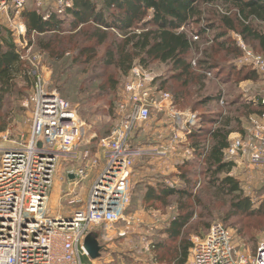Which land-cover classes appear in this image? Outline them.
<instances>
[{"label": "built area", "instance_id": "2783aa9c", "mask_svg": "<svg viewBox=\"0 0 264 264\" xmlns=\"http://www.w3.org/2000/svg\"><path fill=\"white\" fill-rule=\"evenodd\" d=\"M44 1L0 0V36L4 25L10 24L18 30L22 60L30 55L31 49L26 26L16 19L29 2L42 7L50 0L45 4ZM59 4L71 5L66 0H60ZM248 55L252 60L247 61L264 68L260 59ZM34 75V92L25 102L26 107L33 108L30 133L14 141L8 134L4 135L3 141L9 144L0 147V264H93L84 248L85 240L96 227L107 232L126 221L136 162L166 156L158 148L133 146L136 129L146 127L153 112L169 118L166 121L175 132L170 139L173 152L182 148L189 159L193 151L185 146L180 148L177 143L189 140L198 117L193 112L176 110L172 95L159 88L156 77L135 65L117 106L120 122L110 135L99 140L105 163L86 203L83 204L74 187L70 188L65 198L70 206H79L69 213L54 214L50 201L62 160L77 161L83 157L86 161L90 157L88 150L81 153L86 124L69 101L47 89L41 70L37 68ZM261 102L264 104V99ZM249 122L246 133L231 142L227 156L235 166L246 161L264 169V116L251 117ZM99 166L98 160L86 161L83 168L68 173H76L83 182L88 178V169ZM189 261L190 264H264V237L256 254L250 257L238 249L229 228L214 223L204 237L194 240Z\"/></svg>", "mask_w": 264, "mask_h": 264}, {"label": "trees", "instance_id": "16d2710c", "mask_svg": "<svg viewBox=\"0 0 264 264\" xmlns=\"http://www.w3.org/2000/svg\"><path fill=\"white\" fill-rule=\"evenodd\" d=\"M69 1L72 4L68 7L49 6L50 8L46 9L38 8L36 3L29 2L20 14L29 36L52 35L46 42H41V47L54 61H62L69 51L76 53L72 59H66L64 65H61L66 64V69L59 68L60 78L64 73L71 72L74 67L97 65L98 47L107 43L112 31H117L121 36L119 40H113L111 45L107 44L104 64L112 67L120 77L129 76L135 65L144 69H150L154 64L169 67L170 74L157 77V85L172 95L176 107L198 112L200 125L190 137L196 150L195 154L204 158L200 166L208 177V186L214 188L216 195L231 198V215L252 212L250 198L242 197L239 180L229 175L232 161L227 158V151L230 147V135L236 131L232 124H240V115L246 118L252 115L264 116V104L261 100L245 102L242 108L237 110L240 115L232 112L223 115L222 112L214 113L210 107L213 103H219L223 97L220 86L213 94L198 97L205 94L206 80L210 73L215 77L223 73L222 80L230 81L235 76L234 68H226L230 71L226 72L221 66V61L216 58L219 52H225L223 57L226 58L241 56L242 51L233 40L232 33L241 36L247 43H254L257 50L264 55V0ZM202 5H212L217 10L205 18ZM221 7L226 11L224 14L220 10ZM115 11L117 14H114ZM228 12L232 13L228 15ZM67 23L70 24V31L65 27ZM191 25H195V28L190 29ZM201 38L212 42L214 50L211 48L212 51H203L204 58L199 60L196 66L194 60L189 57L193 51L200 49L196 41ZM84 58L86 59L83 60ZM198 71H201V74H198ZM115 74L108 76L107 81L101 82L93 89L87 90L86 86L82 85L80 92L87 90L88 99L107 97L118 92L120 79ZM244 77L246 80L258 79L254 70ZM18 79H24L32 87L35 75L32 67L21 59L12 33L3 29L0 36V111H3L5 98L12 93ZM238 103L242 102L238 99L230 103L225 102V107L233 108ZM200 108L203 109L200 111ZM217 122L220 123L218 127L208 128ZM3 130L5 128L0 129ZM203 137H206V140ZM190 165L192 164L187 163L186 169H189ZM186 171L181 175L183 184L180 187L160 183L155 187H146L143 194L144 202L158 201L165 205L169 204L172 197H176L178 209L184 212L179 213L161 230L160 233L166 235V239L157 241L153 246L156 250L171 251L169 260L162 257L159 260L164 264H188L192 248L191 241L184 237L186 227L195 216L192 206L188 208L186 205V201L192 197L190 175L188 170ZM230 216L226 220L230 219ZM204 227L208 233V224ZM249 241L254 243L255 240ZM170 242L174 244L172 247L168 246Z\"/></svg>", "mask_w": 264, "mask_h": 264}, {"label": "rangeland", "instance_id": "374dc122", "mask_svg": "<svg viewBox=\"0 0 264 264\" xmlns=\"http://www.w3.org/2000/svg\"><path fill=\"white\" fill-rule=\"evenodd\" d=\"M66 1L72 4L71 1ZM93 1L97 2L99 0ZM59 3L60 0H50L42 7H36L46 9L50 8L49 6H54L60 8L61 6ZM201 7L202 10H204L205 18L208 17V15H212V13L217 10L212 5H202ZM220 10L223 14L226 12L223 7H221ZM230 13L232 12H228V15ZM114 14H117V12L115 11ZM11 17L14 18L15 15L12 14ZM16 21L17 23H23L26 26L25 21L21 16H19ZM65 27H67V30L70 31L71 27L69 23H67ZM193 28H195V25L190 26V29ZM3 29L12 33L13 38L16 40L18 51L23 49V47L19 44L18 30L12 29L10 24L4 25ZM26 30L28 37L27 40L31 50L30 55L23 61L27 62L32 67L33 73H35L37 68L41 70L45 78L47 89L58 92L77 109L79 117L86 124V135L81 153L88 150L90 152V157L86 161L98 160L100 166L97 169L100 170L105 163V159L104 153L99 147V140L100 138L110 135L112 130L120 122L117 106L120 102L121 93L128 78V76L120 77L112 67L104 64L107 44L109 43L111 45L113 40H119L121 35H119L117 31L110 32L111 37L107 43L98 47L97 60H99V62L97 65L94 64L90 67H74L71 72L64 73L63 77L60 78L59 68L63 67L66 69V64L65 66L61 65H64L66 59H72L76 53L69 51L62 61L56 62L41 47V42H46V40L50 39L52 35L37 36L33 34L29 36L27 27ZM231 36L241 49V56L236 58L230 56L226 58L223 57V55L225 56V52H222V54L219 52L215 55L216 58L221 61V66L225 68L226 72H230L226 68L229 70L230 68H234L235 76L233 75L234 77H232V80L230 81V79L222 80L224 77L223 73L216 77L210 73L206 80L207 89L205 94H203V96L197 95V97L199 96L198 98H201L207 94H213L220 86L223 94V100L221 99L222 101L219 103H213L210 106L212 107V111L214 113L222 112L223 115H228L229 112L240 115L238 113L240 111L237 110L242 108L241 106H243L245 102H257L264 99V68L261 67V64L259 65L255 62L251 63L250 61H247L249 59L252 60L248 55V53H250L252 57L260 59L264 63V55L257 50L254 43L250 41L248 43L245 42L241 36L235 33H232ZM196 42H198L200 49L193 51L189 58L194 60L193 63L197 66L199 60L204 58L202 57L204 54L203 51L206 49L210 50L214 47V45L212 42L205 41L202 38ZM85 59L86 58L83 60ZM147 70L156 78L170 74V69L166 65L154 64ZM251 70H254L257 73L258 79L246 80L244 76ZM112 74H115V76L120 79L118 92L112 93L107 97H100L98 99H88V97H86L88 88L93 89L94 86H98L101 82L107 81V77ZM198 74H201V71H198ZM14 85L12 93L5 98L3 111H0V129L5 128V130L0 131V147L9 144L3 141L4 135L8 134L9 139L14 141L18 140L22 136L28 135L31 130V116L33 108L32 106L26 107L25 102L29 101L34 92V83L31 87V85L24 79H18ZM82 85L87 88L84 93L80 92V87ZM237 99L242 103H238V105L233 108H229L228 106L225 107V102L230 103L237 101ZM202 109L203 108H200L199 110L201 111ZM193 113L198 117V112ZM240 116V124L237 122L232 124V128L236 131L230 135V144L236 136L244 135L246 133V129H248L250 125L249 119L251 117H263L259 115H252L248 119L244 115ZM163 120L164 119L160 120L158 114L153 112L152 119L148 125L146 127L136 129L137 131L135 130L136 132L133 134L131 142L132 145L135 147L139 146L153 149L156 148L157 145H161L162 142L158 141V139L161 138L156 135L153 137V134L156 130L164 129V136H167L166 131L168 128L173 127L170 126V122L166 120L163 122ZM166 123L169 125H166ZM219 124L220 123L217 122L215 125H209L208 128L210 126L216 128ZM199 125L198 118V122L194 129ZM204 138L206 137H203V139ZM163 143H166V140L163 141ZM177 144L180 145V148L183 146H189L190 144L192 146L191 140L179 142ZM80 159H78L77 162H79L78 164L81 163L84 167L86 165V161H84L83 157H80ZM67 160L72 162L71 158ZM141 160L142 162H147L150 159ZM187 160H190V164L192 165H190L189 169H179V172L183 174V172H187L186 170H188L190 175V194L193 198H189L186 201V205L188 208L192 206L191 208L194 210L195 216L186 227L184 237L190 240L193 246L194 240L205 236L207 232L204 227L205 224H208L210 228V226L214 223H221L232 231L233 238L238 249L248 256L253 257L256 254V250L261 239L264 237V169L253 167L246 161L235 166L236 173H233V177L238 179L241 184L242 197L250 198L253 211L239 214L234 213V215H231L233 213L230 209L231 198L216 195L214 188H210L208 186V177L203 173V167L200 166V162H202L204 158L200 157L198 154H193V156ZM67 163L66 159L62 160L58 170V175H61L60 177L66 176L65 170L68 165ZM133 189L134 184L132 183V202L126 214V221L121 222V224H117V227L115 226L116 231L112 230L103 232L105 237H102L101 243L105 247L98 264H164L161 261L159 262L161 257L166 260H169L171 257V251L166 252L167 250L164 251L162 249L156 250L153 246L154 244H157V241L166 239V235L160 233L161 230L169 225L171 220L178 216L179 213H184L182 210L178 209L177 198L172 197L167 205L161 204L160 202L156 204L146 203L141 200V196H143L141 189L143 190L144 187L136 188L137 193L135 194H133ZM76 208L77 206H69L66 205L65 202H63V207H60L59 202L56 203L52 200L50 201V209L54 214H57L60 210L63 213H69ZM144 208H157L160 211V214L157 215V217H145L144 213L141 212ZM131 209L133 212H131ZM229 216L230 219L226 220ZM244 234L245 236H243ZM250 239H254V243H251L249 241ZM173 245L174 244L171 242L168 244V246L171 247ZM190 257L191 252L188 258V264H190Z\"/></svg>", "mask_w": 264, "mask_h": 264}, {"label": "crops", "instance_id": "0c3cea01", "mask_svg": "<svg viewBox=\"0 0 264 264\" xmlns=\"http://www.w3.org/2000/svg\"><path fill=\"white\" fill-rule=\"evenodd\" d=\"M174 107L178 111L193 112L190 109L178 108L175 105H174ZM158 117L160 120L164 119L163 122L166 119H169V118H164L160 115ZM166 133H167V136H164V129H162V130H156L155 133L153 134V137H154V135H156V136H159L161 138V139H158V141L162 142V144L157 145L156 148H158L160 152L166 153V156L158 157L156 159H150L147 162H145V161L142 162V160H138L136 162L135 174H134L133 179H132V183L134 184L133 194L137 193L136 188H140V187H144L143 190L141 189L142 194H144L145 188L148 186L155 187V186H158V184H160V183H165L171 187H180L183 184V180H182V176H181L182 174L179 172V169L186 168L187 163H190V160H187L185 158L184 152L180 148H176V149H180L179 153L177 151L173 152L174 149H172L173 145L170 144L171 143L170 139H172V135L175 132L172 131V128H168ZM156 136H155V138H156ZM165 140H166V143H163V141H165ZM189 140H191V137H189ZM187 147L193 151V154H195L196 150H195V148H193L191 146V144L189 146H185V148H187ZM176 152L178 153V155ZM64 159H66V162H68L67 168L65 170L66 176L60 177L61 175L60 176L58 175L59 172L57 173V177H56V181H55V187H54V190L52 192L51 200L53 202H56V203L59 202L60 207H63V202H65L66 205H69L68 204L69 200H68V198H65V193H67L70 190V188L74 187L76 189V193L78 194L79 198L83 201V204H84V203H86V201L88 199L92 185L95 182V180L97 179V177L100 173V170L89 168L88 169V178L86 180H84L83 182H81L80 178H78V176H76V173L74 175H71L68 172L73 171V170L76 172L79 168H83L82 164L81 163L78 164L79 162H77V161L71 162V161L67 160L69 158H64ZM235 171H236L235 164L232 163V169H231L229 175L233 177L234 176L233 173ZM143 199H144L143 196H141V200H143ZM152 203L156 204L159 202L154 201ZM76 206L78 207L79 205H74V207H76ZM61 210H62V208H61ZM131 212H133L132 209H131ZM141 212L144 213L145 217H150V216L151 217L152 216L157 217V215L160 214V211L157 208H155V209L154 208H152V209L144 208L141 210ZM119 224H121V223H119ZM116 227H117V225H116ZM103 236H104V234L101 231V236H100L101 241H102ZM99 261H100V259L94 260L93 264H98ZM87 264H90V263L87 262Z\"/></svg>", "mask_w": 264, "mask_h": 264}, {"label": "water", "instance_id": "95a60500", "mask_svg": "<svg viewBox=\"0 0 264 264\" xmlns=\"http://www.w3.org/2000/svg\"><path fill=\"white\" fill-rule=\"evenodd\" d=\"M41 145L42 142L40 141L39 146ZM100 236H101V228L96 227L87 236L85 240L84 248L92 260H98L101 259L102 257V252L105 246L101 243Z\"/></svg>", "mask_w": 264, "mask_h": 264}]
</instances>
